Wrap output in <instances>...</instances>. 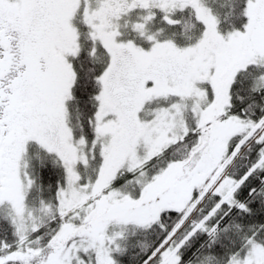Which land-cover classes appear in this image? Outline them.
<instances>
[{"label":"snow or ice","instance_id":"obj_1","mask_svg":"<svg viewBox=\"0 0 264 264\" xmlns=\"http://www.w3.org/2000/svg\"><path fill=\"white\" fill-rule=\"evenodd\" d=\"M0 264H264V0H0Z\"/></svg>","mask_w":264,"mask_h":264}]
</instances>
